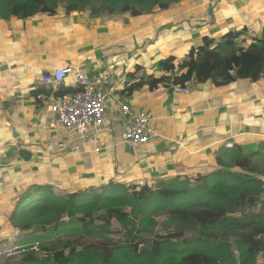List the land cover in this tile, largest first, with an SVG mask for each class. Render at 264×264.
I'll return each mask as SVG.
<instances>
[{
  "label": "crops",
  "instance_id": "crops-1",
  "mask_svg": "<svg viewBox=\"0 0 264 264\" xmlns=\"http://www.w3.org/2000/svg\"><path fill=\"white\" fill-rule=\"evenodd\" d=\"M179 1L168 0L163 8L137 15L57 9L25 19L0 18V264H11L2 257L13 254L11 247H21L15 243L18 236L9 238L15 228L9 212L14 197L30 184H49L57 194L66 182L77 184L81 166L94 176L100 161L108 166L121 161L124 172L137 166L151 169V177H170L214 162L222 145L247 149L264 142V115L245 124L241 110L242 92L262 98L257 91L264 78L220 86L211 80L186 82L182 87L187 92L178 91L184 71L178 64L202 45L203 37L213 39L215 47L224 37L225 42L247 44L262 33L264 0ZM234 32L239 33L236 39L228 36ZM68 37L72 43L62 49ZM168 57L174 58L173 68L165 71L161 61ZM68 65L100 73L105 111L115 108L119 113H106L98 143H88L84 150L74 149L76 132L58 124L49 111L53 91L41 81L45 73ZM146 69L154 73L147 76ZM152 78L161 81L150 85ZM140 81L144 83L133 86ZM61 86L71 87L69 94L76 89L71 77ZM122 104L153 115L155 142L133 150L120 143L126 121L119 111Z\"/></svg>",
  "mask_w": 264,
  "mask_h": 264
},
{
  "label": "trees",
  "instance_id": "trees-1",
  "mask_svg": "<svg viewBox=\"0 0 264 264\" xmlns=\"http://www.w3.org/2000/svg\"><path fill=\"white\" fill-rule=\"evenodd\" d=\"M62 1L67 2V14L89 10L110 15H137L168 3L0 0V18L53 13ZM229 35L236 39L239 33ZM226 38L211 47L214 40L203 37L202 45L189 51L178 64L184 70L179 75L180 86L208 80L220 86L238 79L264 78V29L247 44L225 42ZM173 59L161 61V69L172 70ZM159 81L147 80L150 85ZM70 88L60 86L53 95L66 96ZM120 164L108 166L100 161L94 176L88 178L83 176L89 169L81 166V180L75 179L79 184L72 187L66 182L61 186L63 196L49 184L33 183L14 197L9 218L20 230V248L26 250L24 264H182L192 257L215 264H252L264 257L262 143L247 149L222 145L214 162L203 164L202 169L195 166L192 173L156 177L150 182L148 178L138 180V173L124 172ZM233 247L239 253L236 262Z\"/></svg>",
  "mask_w": 264,
  "mask_h": 264
},
{
  "label": "built area",
  "instance_id": "built-area-1",
  "mask_svg": "<svg viewBox=\"0 0 264 264\" xmlns=\"http://www.w3.org/2000/svg\"><path fill=\"white\" fill-rule=\"evenodd\" d=\"M145 71L148 76L154 73L150 69ZM67 77L74 80L75 91L62 97L52 95L48 109L55 115L58 124L76 132L78 142L74 149L84 150L88 143L93 145L98 143V132L106 125L107 94L102 87V75L98 72L89 74L84 67L78 65L56 67L42 75L41 81L54 92ZM178 91L186 93L187 89L178 86ZM119 111L126 118L119 139L126 149L133 150L157 140L158 135L152 128L153 115L150 112L134 111L127 104H122ZM19 233V228L15 227L9 238L15 239ZM252 264H264V261Z\"/></svg>",
  "mask_w": 264,
  "mask_h": 264
},
{
  "label": "rangeland",
  "instance_id": "rangeland-1",
  "mask_svg": "<svg viewBox=\"0 0 264 264\" xmlns=\"http://www.w3.org/2000/svg\"><path fill=\"white\" fill-rule=\"evenodd\" d=\"M179 3L183 4V0L179 1ZM67 2L66 1H62L58 3V7L57 9H64L66 8ZM56 9V10H57ZM64 42V45L62 46V49H64L65 47H68L69 43H72V38L68 37V39H66ZM260 90L257 91L259 93H261V99L260 100H256L255 98H249L250 95H255L254 93L251 92H242V106H241V110H242V114L244 119L242 120V123L245 124H253L258 120V115H264V80L261 81L260 83ZM107 115H114V116H118L119 113L117 111V109L115 108H111V109H107L106 110ZM262 140L264 141V138H262ZM264 145V142L262 143ZM140 173L139 177L138 175L136 176V178L138 180H143L145 178H148L146 181H152L154 178L156 177H166L165 174H160L162 176H156V177H151L152 173H151V169L146 168V167H134L131 170V173ZM159 175V173H158ZM150 176V177H148ZM84 178H88L90 176H88L87 174H85L83 176ZM81 180V179H80ZM191 184H195L196 182L191 178ZM145 182V181H144ZM79 184V183H77ZM76 185H71L72 187H77ZM154 184V183H153ZM59 195H65V190L61 191L59 193H57ZM39 233V232H38ZM21 239L22 237L18 235V237L15 240V243L20 244L21 243ZM230 239H232V237H230ZM15 249V250H14ZM11 251L13 252V254H11L10 256H3L2 260L5 262L6 260H8L11 264H24L23 263V258L26 254V250L20 247H11L9 250V253H11ZM233 251V257L232 259L236 262L237 261V256H239V254L236 252L235 253V248H232ZM182 264H215L212 261H204L199 259L198 257H192L189 258L185 261L182 262Z\"/></svg>",
  "mask_w": 264,
  "mask_h": 264
}]
</instances>
